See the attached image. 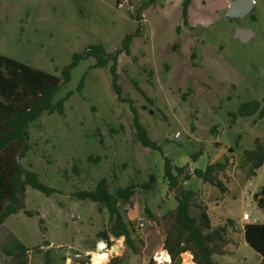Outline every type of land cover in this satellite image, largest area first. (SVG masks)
<instances>
[{
    "label": "rangeland",
    "instance_id": "1",
    "mask_svg": "<svg viewBox=\"0 0 264 264\" xmlns=\"http://www.w3.org/2000/svg\"><path fill=\"white\" fill-rule=\"evenodd\" d=\"M145 1L0 0V54L58 76L74 53L93 44L112 53L139 25L130 54L118 56V83L158 145L144 147L136 139L129 106L111 88L109 64L94 67L92 57L81 59L53 97L67 96L62 113H43L28 125L29 149L19 162L55 192L25 187L23 208L0 225V264H43L45 255L53 264H95L99 242L105 249L118 244L100 264H165L163 242L177 205L175 187L163 176L165 158L182 195L194 192L190 215L200 222L204 211L210 226L204 232L222 230L215 264H261L243 226L264 222L252 198L264 183V162L251 175L243 151L255 148L256 139L264 146V116L237 111L245 102L264 104V0H253L243 19L226 16L233 0H190L187 24L182 0H159L138 11ZM236 27L253 35L242 43L233 36ZM213 162L224 163L213 174L223 192L191 175ZM151 177L149 188L140 186ZM101 178L111 194L136 186L128 200H116L131 245L112 234L105 204L75 196ZM188 258L195 264L190 251L177 264H190Z\"/></svg>",
    "mask_w": 264,
    "mask_h": 264
},
{
    "label": "trees",
    "instance_id": "2",
    "mask_svg": "<svg viewBox=\"0 0 264 264\" xmlns=\"http://www.w3.org/2000/svg\"><path fill=\"white\" fill-rule=\"evenodd\" d=\"M157 1L159 0H146L138 8V11ZM189 2L190 0L181 1V17L185 24H187ZM136 17L140 18L138 15ZM140 34L141 28L137 25L132 33L126 34L122 38L120 47L112 53H107L101 44L87 46L82 52L73 54L71 61L60 70L59 76L0 54V225L10 214L23 208V197L27 185L46 195L55 192V189L41 182L34 172L23 168L19 159L24 157L29 149V123L39 118L43 113H62L63 103L67 96L56 102H53V97L61 86L69 81L71 69L81 59L92 57L95 61L94 67H104L109 64L111 88L116 97L129 106L136 139L144 147L158 148V145L149 138L146 129L140 123L134 102L132 99L122 96L121 86L118 83V56L122 52L129 55L132 38ZM237 113L240 116L258 113L259 117H263L264 104L260 106V102L257 100L245 102L239 106ZM243 155L251 163V175H253L264 162V146L256 139L255 148L244 150ZM223 167L224 163L213 162L209 163L204 170L193 169L191 175H195L203 182L215 184L223 192L224 188L221 183L213 178L214 172L220 171ZM182 170L183 167L175 168L176 172H182ZM173 171L170 161L165 158L163 176L171 186L176 187L178 183H176ZM191 175L186 174L185 178L188 179ZM152 181L151 177L140 186L147 189ZM135 188L136 186L130 183L125 187H117L114 194H111L108 191L106 180L101 178L94 189L76 192L75 196L82 200L105 204L113 217L112 234L115 237L124 236L125 243L131 245L129 232L117 210L116 200L117 198L128 200L134 194ZM193 193V190L189 189L185 190L180 197L174 196L177 201L173 214L174 223L163 242V248L167 254L164 259L165 264H177L179 255L183 251L192 253L195 264H215L212 254L217 253L218 250L214 243L221 240L220 232L222 230L216 228L204 232V229H210L209 219L204 211L200 213V222L190 215L189 208ZM252 198L264 214V183L257 192L253 193ZM145 210L149 213L147 206ZM26 213L29 214V212ZM243 236L248 246L260 255L261 262L264 264V222L244 224ZM101 237L107 246H110L109 236L105 231L101 233ZM116 259L118 258L114 257L111 263ZM43 264H53V262L45 255Z\"/></svg>",
    "mask_w": 264,
    "mask_h": 264
},
{
    "label": "water",
    "instance_id": "3",
    "mask_svg": "<svg viewBox=\"0 0 264 264\" xmlns=\"http://www.w3.org/2000/svg\"><path fill=\"white\" fill-rule=\"evenodd\" d=\"M253 5V0H233L228 4L226 9V16L229 18H238L243 19L246 15L249 14ZM253 32L246 28L236 27L234 28L233 36L237 38L240 42H247ZM183 193V188L178 184L174 188V194L177 197H180Z\"/></svg>",
    "mask_w": 264,
    "mask_h": 264
},
{
    "label": "bare ground",
    "instance_id": "4",
    "mask_svg": "<svg viewBox=\"0 0 264 264\" xmlns=\"http://www.w3.org/2000/svg\"><path fill=\"white\" fill-rule=\"evenodd\" d=\"M101 245H103V247H101ZM118 247V244L115 245L112 249H105V243L103 242H99L97 244V251L92 253V259L93 262H97L95 264H100L101 262H104L106 256L112 252L113 250H115V248ZM111 248V247H110ZM100 252V253H99ZM191 259V258H190ZM185 262H188L190 264H192V261L188 259L185 260Z\"/></svg>",
    "mask_w": 264,
    "mask_h": 264
},
{
    "label": "built area",
    "instance_id": "5",
    "mask_svg": "<svg viewBox=\"0 0 264 264\" xmlns=\"http://www.w3.org/2000/svg\"><path fill=\"white\" fill-rule=\"evenodd\" d=\"M178 136H179V132L176 131V132L173 134V137L176 138V137H178ZM243 218H244V219L247 218V215L245 214V215L243 216Z\"/></svg>",
    "mask_w": 264,
    "mask_h": 264
},
{
    "label": "crops",
    "instance_id": "6",
    "mask_svg": "<svg viewBox=\"0 0 264 264\" xmlns=\"http://www.w3.org/2000/svg\"><path fill=\"white\" fill-rule=\"evenodd\" d=\"M202 183H203V186L207 185V182H203V181H202ZM240 219H241V218H240ZM261 264H263V263L261 262Z\"/></svg>",
    "mask_w": 264,
    "mask_h": 264
},
{
    "label": "clouds",
    "instance_id": "7",
    "mask_svg": "<svg viewBox=\"0 0 264 264\" xmlns=\"http://www.w3.org/2000/svg\"><path fill=\"white\" fill-rule=\"evenodd\" d=\"M66 264H69V262H66Z\"/></svg>",
    "mask_w": 264,
    "mask_h": 264
},
{
    "label": "snow or ice",
    "instance_id": "8",
    "mask_svg": "<svg viewBox=\"0 0 264 264\" xmlns=\"http://www.w3.org/2000/svg\"><path fill=\"white\" fill-rule=\"evenodd\" d=\"M101 247H103V245H101Z\"/></svg>",
    "mask_w": 264,
    "mask_h": 264
}]
</instances>
